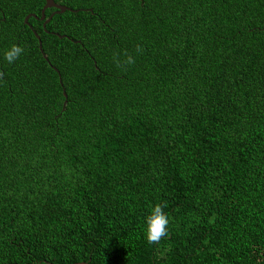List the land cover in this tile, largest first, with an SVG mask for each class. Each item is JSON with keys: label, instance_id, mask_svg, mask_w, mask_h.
I'll return each mask as SVG.
<instances>
[{"label": "trees", "instance_id": "1", "mask_svg": "<svg viewBox=\"0 0 264 264\" xmlns=\"http://www.w3.org/2000/svg\"><path fill=\"white\" fill-rule=\"evenodd\" d=\"M54 1L0 0V264H264V0Z\"/></svg>", "mask_w": 264, "mask_h": 264}, {"label": "clouds", "instance_id": "2", "mask_svg": "<svg viewBox=\"0 0 264 264\" xmlns=\"http://www.w3.org/2000/svg\"><path fill=\"white\" fill-rule=\"evenodd\" d=\"M23 48L17 44L11 45L10 48L4 51L3 59L12 64L19 59L23 53ZM130 64L133 62L131 56L127 58ZM170 225L168 215L164 212L161 203H154L149 206L147 215L144 217L143 234L145 240L149 243H156L166 236Z\"/></svg>", "mask_w": 264, "mask_h": 264}, {"label": "water", "instance_id": "3", "mask_svg": "<svg viewBox=\"0 0 264 264\" xmlns=\"http://www.w3.org/2000/svg\"><path fill=\"white\" fill-rule=\"evenodd\" d=\"M46 3H45V6L43 7V10H42V15H41V20H44L45 17H46V14H45V11L48 9V8H56V11L53 12L51 14V16L45 20L44 22V27L46 26V24L52 19V17L55 15V14H62L64 12H66L67 10L69 11H74L73 9H70L69 7L67 6H64V5H59L57 4L54 0H45ZM30 17H35V18H38L35 14H29L26 19H25V22L28 23ZM36 34V37L38 38L39 40V47H40V50L41 52L43 53V46H42V42H41V37L35 32ZM43 56L45 59H47V56L43 53ZM48 60V59H47ZM57 70V69H56ZM61 80V79H60ZM64 95L65 97L67 98V93L65 92L64 90ZM81 264H86V263H81Z\"/></svg>", "mask_w": 264, "mask_h": 264}]
</instances>
